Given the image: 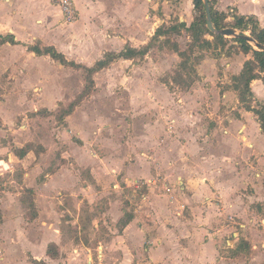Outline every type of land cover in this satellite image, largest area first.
<instances>
[{
  "label": "crops",
  "instance_id": "crops-1",
  "mask_svg": "<svg viewBox=\"0 0 264 264\" xmlns=\"http://www.w3.org/2000/svg\"><path fill=\"white\" fill-rule=\"evenodd\" d=\"M73 1L78 18L70 23L49 0L0 2V37L6 38L0 44V176L18 168L22 173L21 177L7 178L9 187L0 177V249L4 263L21 264L16 254L18 247L30 252L31 262L50 260L49 245L60 249L62 242L59 211L76 216L73 206L79 215L84 203L92 208L94 200L100 199L104 208L96 209L92 226L107 233V239L98 242L101 264H264V253L259 251L264 252V132L257 117L243 108L237 93L228 86L231 77L239 74L243 62L250 58L240 48L218 59L207 54L196 66L201 79L197 84H203L206 102L220 105L221 112L207 109L199 114L186 109L188 98L194 99L192 90L197 91L196 86L184 91L185 97H173L165 82L153 79L147 65L132 64L136 58L115 59L95 72L126 66L130 72L125 77V87L139 86L144 90L141 97L125 98L135 136L118 140L119 127L114 137L103 133L106 138H100L102 147L111 145L103 151L111 157L115 169H111L110 178L115 192L122 197L104 199L100 190L93 193L94 185L89 182L84 183L83 191H75L77 179L63 164L40 180L36 177L40 165L26 162L34 152L29 150L22 156L15 152L23 149L14 128V119L19 116L17 105L34 102L31 90L55 84V75L51 78L45 68L54 73L58 63L82 70L71 63L91 67L106 53H118L126 45H145L162 24L179 21L189 25L194 19L193 0H146L154 12L151 19L157 23L142 42L129 34L102 37L97 42L90 35L91 24L101 17L98 8L108 5L104 0ZM132 7L134 1L126 0L128 12ZM214 8L228 15L226 21L235 14L251 15L264 27V0H216ZM45 47L61 53L66 63L35 50ZM162 54L176 58L173 50ZM219 72L225 77L220 82L222 86H218ZM251 90L254 99L264 103V81L253 80ZM116 102L119 99L113 104ZM98 114L97 122H109L106 115ZM113 125L106 123L102 128ZM6 134L13 137L12 141ZM88 134L80 133L78 138L84 141ZM91 156L100 162L105 160L96 152ZM83 162L89 166L97 186L105 185L108 177L96 170V161ZM152 179L167 183L175 199L170 200L154 185H134L137 180ZM25 189L31 191L28 199ZM127 190L130 194L126 195ZM125 214L131 219L120 227ZM70 217H65V223L71 222Z\"/></svg>",
  "mask_w": 264,
  "mask_h": 264
},
{
  "label": "rangeland",
  "instance_id": "rangeland-1",
  "mask_svg": "<svg viewBox=\"0 0 264 264\" xmlns=\"http://www.w3.org/2000/svg\"><path fill=\"white\" fill-rule=\"evenodd\" d=\"M125 1L126 0H104L103 2L108 6L102 5V7L98 8L101 17H98L95 24H91L93 29L91 28L90 31V35L96 38L97 42L98 40L100 41L102 37L108 38L109 36H123L125 34L134 36L136 42H142L143 36L151 32V29L155 26L157 21L151 19L154 12L151 10L148 4L149 2H146V0H132L134 1V7L128 12L127 8H125ZM195 15L196 13L194 11V16ZM230 22L231 20L227 19L225 28H231L229 26ZM73 26L72 24L71 28ZM236 31L240 33V31ZM245 34L249 35V32ZM206 37L210 40L213 39L208 35ZM225 37L226 46L222 48V50L211 49L206 52H200L195 48L190 56V65L196 70V66L199 64L196 62V57L199 55H204L205 57L209 54L218 59L222 54L226 56L237 51V48L240 47L239 44L233 40V37ZM165 39V37L161 36L153 41L150 51L143 57H135L136 59L132 64L147 65L153 79L165 82L166 90H168L173 97L180 96L184 91L189 92L192 85L196 86L194 89H197V91L192 90L194 99L189 100L190 98H188L187 103L189 104L185 106L186 109L189 108L193 113L204 114L207 112V109L211 111L215 110L216 112L220 110L223 111L220 105H214L211 101L206 102L208 97L205 95L203 84L201 82L197 84V80L199 82L201 79H199L197 73L189 74L187 70L178 67V63L181 59L177 54L176 58H171L162 54V51L171 50L169 47L165 46ZM170 39L177 42L181 50L187 49V45L190 42V38H187L185 34L180 36H175L174 34L170 36ZM218 69V71H221L222 66H219ZM45 71H50L51 78L55 75V84L50 87L42 86V88L38 87L35 90H31L30 97L34 98V102H25L22 105H17L19 116L14 119V128L19 138L18 143L19 145H23V149L19 148L20 150H15V152H17V154L23 153L24 155L28 154L30 151L34 152L29 158H26V162L29 163L27 165H31L33 162H37L40 165L39 170L36 172V177L40 178V180H43L47 173L53 172L55 166L57 167L59 164H63L65 169L69 170L70 174L77 179V183L74 186L75 191H83L84 183L86 185L88 184L87 182H89L90 185H94L93 193L100 190L101 194H105V196H103L104 199L105 197L115 198L116 195L122 197V194L115 192L113 188L114 181L110 178L112 175L111 169H115L112 160H110L111 157L108 152L103 151V149H109L111 145L107 143L102 147L100 138L103 136V133H108V135H106L109 138L114 137L118 134L114 131H117L116 129L119 127H121L119 130L121 135L117 137L118 140L121 139V137L128 140V135L135 136V129L131 124L128 114V102L125 98L130 97V95L141 97L144 90L139 86L125 87L128 83H125V77L128 76L130 71H128L126 66H115L108 71L93 73L91 76L93 79L92 86L88 89V92L80 98V101L74 106L73 111L69 115H65V111L69 108L71 103L83 94L85 85L89 82L87 80V73L81 69H73L69 66H63L62 64L58 65V63L55 65L54 73L53 70H49V68H45ZM176 73L181 74L185 81H189L193 78L194 80L190 86L184 88L174 82ZM219 77L218 86H222L220 82L223 78V72H219ZM223 79H225V77ZM229 79V74H226V80ZM152 90H154V88H152ZM181 97H185V95L183 94ZM116 99H119V102L113 104V101H116ZM140 106H143V104ZM167 107L170 108V106ZM35 108L37 109L36 111ZM203 110H205V112H202ZM113 112H119L120 115H114ZM98 113L106 115V117L109 118V122H106V120L103 123L97 122L100 116ZM25 116L27 119H25ZM106 123L114 125L113 127H105L103 129L102 125L105 126ZM20 126L22 127L20 128ZM91 126L95 127L91 128ZM80 133L89 134L85 137V140L82 141L81 138H78L81 137ZM98 135L99 139L96 140ZM106 135L103 137L106 138ZM5 137L8 141H12L13 137L10 134H6ZM11 144L13 145L12 147L15 148V143L11 142ZM24 148H28L30 151H25ZM91 152H96L99 154L101 160L104 158L105 160L100 162L98 158L91 156ZM64 154L67 155L66 158H61ZM83 161H96V170L108 177L106 178L105 185L97 186L92 180L89 166ZM70 162L71 164L69 165ZM13 175L21 177L22 173L18 168L0 177L5 178V181L8 182L6 186L9 187L10 184L7 178ZM28 177L30 178L31 174H29ZM3 187H5V185L2 186V188ZM64 191L65 190H61L62 193H66ZM30 192L29 189H25L24 191V195L27 199L30 197ZM125 193L126 195L130 194V191L127 190ZM94 202H96V204H94L92 208L87 203H84L81 207V211L78 212L79 215H77L78 210L73 206L72 208L76 212V216L73 212L71 213L75 218L70 217L71 213L59 211L62 221V224L60 223L62 237L60 249L55 245H49L48 251L52 258L50 257V260L46 259V262L40 258L41 261L35 263L31 262V255L28 250L18 247L16 254L21 264H101L97 256L98 253H101L98 242H104V240L107 239V233H104L101 229L97 230L92 226V223L94 220L93 216L96 215L97 210L104 208V203L100 199H95ZM25 203H29V201H25ZM30 213V210L27 211L28 216H30ZM65 217H70L71 222L65 223ZM119 226L121 227V225ZM85 248H88L89 251ZM76 250H79L78 253ZM251 251L254 252L253 250ZM259 251L264 253L262 249ZM249 252L250 249L246 251L245 254ZM89 255L91 256L89 257Z\"/></svg>",
  "mask_w": 264,
  "mask_h": 264
},
{
  "label": "trees",
  "instance_id": "trees-1",
  "mask_svg": "<svg viewBox=\"0 0 264 264\" xmlns=\"http://www.w3.org/2000/svg\"><path fill=\"white\" fill-rule=\"evenodd\" d=\"M208 1L212 23L217 30L216 33L211 32L206 25V14L203 0H193V6L196 15L189 25H187L185 22L179 21L169 25L162 24L156 28L154 34L150 37L149 42L145 45L139 48H132L129 45H126L118 53H106L101 60H98L91 67L71 63L74 68H82V70L87 73V80L89 82L87 85H85L83 94H81V96L73 103H71L69 108L65 111V115H69L73 111L74 106L80 101V98L84 96L88 92V89L92 86L93 79L91 76L93 73L106 67L112 61L118 58H135L137 56H145L150 51L152 42L161 36L166 38L164 41L165 46L173 50L181 59L178 63V67H180V69L187 70L189 74H196L195 68L189 63L190 56L195 48L200 52H206L211 49L222 50V48L226 46V37L218 33V31L226 27V18L228 15L224 12H219L214 8L216 0ZM232 16L233 19L229 23L231 28L240 31L241 34L249 32V36L252 37L255 42L264 45V27L259 25V22L255 16L236 14ZM183 32H185L190 38V42L187 45V49L185 50H181L177 42L170 39L171 35L175 34V36H180L183 34ZM207 35L211 36L213 39H208L206 37ZM233 40L239 44L240 51L245 54H250V58L243 62L239 74L233 75L231 77V82L228 86L237 93L238 100L243 105V107L247 111L252 112L257 117L260 128L264 132V103L255 100L251 90V82L253 80L261 79L264 81V50L255 48L251 42L245 39L233 38ZM5 41V37H0V44ZM35 50L37 53H47L53 59L61 61L62 63H66L64 56L61 53H58L53 47H45L42 51L38 48H35ZM203 58L204 55H199L196 57V62L199 63ZM193 80L194 78L189 81H185L181 74L176 73L174 82L186 88L191 85ZM24 150L28 151L29 149L24 148ZM20 155L22 156L23 153ZM130 219L131 217L125 214L119 221V225H121V227L125 226Z\"/></svg>",
  "mask_w": 264,
  "mask_h": 264
},
{
  "label": "built area",
  "instance_id": "built-area-1",
  "mask_svg": "<svg viewBox=\"0 0 264 264\" xmlns=\"http://www.w3.org/2000/svg\"><path fill=\"white\" fill-rule=\"evenodd\" d=\"M2 1H9V0H0ZM51 3L59 7L62 12L63 18L66 22H74L78 18L77 10L74 5L73 0H49ZM150 1V0H148ZM134 185L140 187L142 185H154L159 191L164 192L169 196L170 200L175 199V195L173 193L172 188L165 182H159L157 179H152L150 181L146 180H137L134 182ZM2 251L0 249V264H5L3 261Z\"/></svg>",
  "mask_w": 264,
  "mask_h": 264
},
{
  "label": "water",
  "instance_id": "water-1",
  "mask_svg": "<svg viewBox=\"0 0 264 264\" xmlns=\"http://www.w3.org/2000/svg\"><path fill=\"white\" fill-rule=\"evenodd\" d=\"M203 2H204V7H205V14H206V25L211 32L216 33L217 30L213 26L212 19H211L209 1L203 0ZM218 33L224 36L245 39L251 42L255 46V48L264 50V45L255 42V40L247 34L238 33L234 28H223L220 31H218Z\"/></svg>",
  "mask_w": 264,
  "mask_h": 264
}]
</instances>
